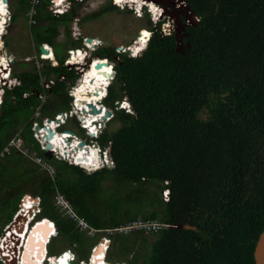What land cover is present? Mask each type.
I'll return each mask as SVG.
<instances>
[{
    "label": "trees",
    "instance_id": "1",
    "mask_svg": "<svg viewBox=\"0 0 264 264\" xmlns=\"http://www.w3.org/2000/svg\"><path fill=\"white\" fill-rule=\"evenodd\" d=\"M48 3L42 0L40 23L32 27V33L39 43H49L58 51L65 45L57 42L60 26L71 38L70 22L82 3L56 18L46 8ZM187 3L199 22L168 34H162L161 24L151 26L152 35L140 55L118 52L111 45L94 52L112 61L116 72L104 103L114 110L112 120L122 125L112 134L105 129L98 138L102 146L111 141L114 166L88 173L79 165L46 157L57 175L52 178L45 172L47 176L40 174L30 185L42 198L44 219L32 223L21 264H27L33 245L29 233L39 225L40 230L49 231L51 219L58 235L77 246L80 260L88 258L99 239L100 233L91 237L63 215L55 204L58 192L97 229L120 226L139 215L173 225L156 231L146 260L140 263L136 257L128 264H255V246L264 230V0ZM29 7L30 0H17L12 20L25 17ZM112 8L108 4L81 20ZM73 43L75 47L82 44ZM13 71L21 84L6 89L0 107V152L20 131L30 149L43 156L32 132V117L41 104L36 94L43 88L41 77L55 76L56 84L47 91L61 110H68L72 101L68 83L75 82L79 73L50 63L41 69L34 65ZM60 74L66 80H60ZM25 92L28 97L23 96ZM125 96L132 112L117 106ZM21 156L9 154L5 162L0 160L3 189L12 192L7 199L12 210L4 224L12 219L22 192L28 189L17 187L34 176L33 170L20 169ZM105 178L129 189L124 196L99 203ZM160 189H170L169 200L162 199ZM32 198L23 204L36 199ZM125 238L120 241L123 252L137 242L126 245ZM45 247L46 243L39 256L44 259Z\"/></svg>",
    "mask_w": 264,
    "mask_h": 264
},
{
    "label": "rangeland",
    "instance_id": "2",
    "mask_svg": "<svg viewBox=\"0 0 264 264\" xmlns=\"http://www.w3.org/2000/svg\"><path fill=\"white\" fill-rule=\"evenodd\" d=\"M171 1L170 2L164 1L163 3L162 0H155V2H157L158 5L163 4L168 9L170 7V10H167L164 8L162 11V13L165 12L164 14L166 15V22L163 25V27H161V31L166 34L171 33L172 31L182 32L181 30L183 26L192 24V21L190 18H186L185 21L180 19L178 15L180 14L183 16L184 10H181L182 6L181 7L178 6V3L174 1L172 3ZM110 2L111 0H83L81 1L82 5L78 10V13H79L78 16L80 17L88 16V15H92L95 11H99V10L102 11L103 9L107 7L108 4H110ZM9 3H10L11 13H13V6L15 7L17 0H9ZM75 4L76 2L72 4V7ZM48 6H49V3L46 4L47 9H48ZM125 8L127 7L124 6V9L119 8V7H114L112 9H108L107 11H104L101 15H97L92 18L78 21L77 24L70 31L72 39L67 36L65 28L63 26H60L61 27L60 34L57 36V42L65 43V45L59 46L58 51H55V49L53 48L54 54H56L57 60L60 63L63 62V60L65 59L67 55V49L71 47H75L77 45V44H74L73 41L77 40V42H80V43L82 42V44L80 45L83 46L84 37L86 38L87 36L89 37L94 36V37L100 38V41L102 44H100L99 47L102 45H111L113 47H116L118 51L120 49L126 50L125 47L133 43L134 40H136V38L145 37L146 36L145 33L148 34L152 32L151 26L155 27L154 26L155 23L149 17V15H147L144 12V10H143L144 15L142 17H139L132 10H128ZM173 11L174 12L176 11V12L172 13ZM39 23H40V20L37 22L36 25H38ZM32 27L34 26H31V24L29 23V18H27L26 16L25 17L21 16L20 19L15 22L11 20L10 24L8 25V32L5 36V41L8 42V46H7L8 51H11L16 56V58H18V60L14 64V68L19 72H22L26 69L30 70L33 68L34 65L36 67L40 66L41 68L43 65L47 63H50L51 65H53L51 61L43 60L40 58L39 44L41 43H39L34 38L33 33H32ZM99 47H95L96 49L94 51L93 50L90 51V54L91 55L94 54V52ZM68 68L76 70V66H70ZM79 78L80 77H77V79L75 80L73 84L68 83V85L70 84L69 90L72 89V87L77 84V81L79 80ZM41 100H42V105H44L41 113L45 116L53 118L55 114L61 110L60 108H62L59 106L58 100L56 99V97L51 95L48 92L45 93V100L43 99ZM123 100L125 101L127 99H123ZM45 110H46V114L44 113ZM75 119L70 118L68 121V124L64 125L58 130L62 131L65 129H71L75 131L82 138L85 137L89 142H91L92 140L88 136H85L86 134L80 128L79 121L77 119L76 121ZM121 125H122V122L120 120L106 121L103 131L107 129V132L112 134ZM100 126L101 125H99V127ZM19 133L20 131L17 134H15L9 140V142L12 139H16L17 137H19ZM15 143L17 142L15 141ZM104 147L102 146L101 149L103 150ZM24 151L27 153L25 154L21 152L20 150L10 149V154L23 155L21 156V159L23 158V160L20 162V165H19L20 169L24 171L33 170L34 176L31 177V179H28L27 181H25L23 184H20L17 188L23 189L24 187H28L27 191L25 190V192L27 193L26 195H31L34 198L35 189L33 186H30V185L36 182L40 174H42L43 176H47V174L45 173V171L43 172L42 167L34 161L36 152L26 151V149H24ZM51 154L48 153L47 151L43 152V156H45V158L54 156ZM5 157H3V159L0 158V160L2 159V161L5 162L6 161ZM1 180H2V177L0 175V225L3 226L6 221L7 216L10 214V211L12 210L10 204H7L8 203L7 199L9 196L12 195V192H9L10 190H8V188L3 189L4 183L2 184ZM165 183L167 184L166 181L163 182V184ZM127 188L128 186H126L125 184L121 185L117 183L113 178H105V180L102 182V190H101V196H100V198H103V199L101 200L99 198V203L100 202L102 203L104 198L105 199L108 198L110 201H113L115 198L119 197L120 195L124 196L127 190L129 189ZM24 193L22 192L21 197H23ZM160 194L163 200L167 201L166 199H168V197L170 199V193L166 192V194H164V189H160ZM104 207L109 208L105 202H104ZM39 216H40V213H38V217ZM139 216L142 217L141 215ZM40 227L41 226L39 225V227H37V229H35L31 233V236L33 237V245L27 257V264H39L40 262L38 260H44L43 257H39V256H42L44 254L45 243H46L45 255L47 253V249H49V252L51 254H57L63 249L71 248L75 246L70 243L69 239L66 236H60V235L55 236L52 239L50 245L48 246L50 242L49 236H48L49 232L46 228L40 230L39 229ZM1 231L2 230L0 229V234H1ZM126 235L130 236V238H125ZM122 238L127 239L126 245H129L130 243L137 240L136 245L131 246V248L128 251L123 252L122 251L123 249L120 246V241ZM97 239L98 238L95 239L96 242L100 238L98 240ZM156 239H157V233L154 231L146 232L142 230H135L127 234L112 235V243L110 245L111 251L107 258L111 262L107 261L106 257H105V261L109 264H115V263H112L115 261H127L130 263L132 259L134 260L137 257L139 262L141 263L150 256V253L152 251V244L156 241ZM105 246L106 244L104 243L103 250H105ZM64 255L66 256L67 260H70V256H71L70 252L65 253ZM79 258L77 257L76 261H74L73 264H80L81 261Z\"/></svg>",
    "mask_w": 264,
    "mask_h": 264
},
{
    "label": "built area",
    "instance_id": "3",
    "mask_svg": "<svg viewBox=\"0 0 264 264\" xmlns=\"http://www.w3.org/2000/svg\"><path fill=\"white\" fill-rule=\"evenodd\" d=\"M48 1H49L48 10H49V12L51 14V17L56 18V17H59L60 15H62L64 13L70 11L72 9V4L73 3H75V2L76 3H81V1H83V0H75V2H72V0H60V2L62 3V10L56 16L54 14L55 13L54 8H55V6H57L58 0H48ZM146 1L147 0H145L144 2H146ZM133 3H134V1L132 2L130 0H127V2H122V3L120 2V4H119V3H115V0H111V4L113 6L119 7V8H122V9H124V4H128L127 8H125V9H130L132 7ZM41 4H42V0H30V7H29V9L26 12V16L29 18V23L31 24V26L36 25L37 22L39 21V18H38L39 6ZM7 5H8L7 8L9 10V19H8V22H7V28L2 30L1 33H0V39H1L0 50L3 53V55L6 56L9 69H7V71H6V68L4 67L2 72L6 71L5 75L0 74V107H1V104L3 102L6 89L7 88H13V87L21 84L20 77L15 75L14 71H13V63L17 61V58H16V56L14 54H12V52L8 51V48H7V45H6V41H5V36H6L7 32H8V25L10 24V22L12 20V13H11V9H10L9 0H7ZM157 7L161 8V12H159V13H162L164 8L167 9V10H170V7L168 9L163 4L156 5V8ZM136 14H141V13H140V11H137ZM153 16L156 17L155 14ZM197 18L199 19V17H197ZM78 21H81V17L77 15L71 21L72 24L70 26V30L73 29V27L77 24ZM162 34H166V33L162 32ZM87 37H89V36H87ZM87 37L86 38L84 37L83 46H80L78 48L86 49L88 47V45H86L88 43ZM100 44H102V43L100 42ZM100 44H97L95 47H99ZM40 45H43V46L50 45L51 49H53L51 44H49V43H41V44H39V50H40ZM95 49L96 48H94L92 50L94 51ZM43 56H44V52L40 50V58L43 59V60L51 61L53 66H59V65H63V66H67V67L76 66V72H78V73L80 72V71H78V69H77L78 67H77L76 64L67 65V59H64L63 62H61V63L57 60V63H56L55 61H53L52 58H44ZM94 56H96V55L92 54L90 56V59H87V64L84 67L88 66V62ZM110 66H111V71L113 73L112 77H113V80H114V78H115V72L113 71L114 64L111 63ZM38 67L41 68L40 66H38ZM81 67H82V65H81ZM6 75H8V77H6ZM79 75L81 76L83 74H79ZM58 78L60 80H63V81L66 80V76L64 74H60V76ZM79 80H80V78H79ZM79 80L77 81V84L79 83ZM73 83L74 82H70V84H73ZM55 84H56L55 76H51L49 78L46 77V76H42L41 77V85H42L43 88H42V91H39V92L36 93L37 96L40 98V100L41 99L45 100V93H47L48 92L47 90H50L52 88V86H54ZM75 87H76V85L73 86L72 89L69 90V93L72 95L71 108L68 109V110H60V111H58L53 118L45 116V115H43L41 113L42 112V107H43L42 100H41V104L36 108L34 116L32 117V132H33V136L36 139V141L39 143V145H40V147H41V149L43 151H47V152L49 151V152L52 153V155L56 156V158L65 160L68 163L75 164V165H81L80 163H77L74 160H72L70 157H65L64 155H61L56 150L52 151L51 150L52 148H50L48 146L49 143L46 142L44 137L43 138L41 137L40 130L42 128H45V127H47L48 129L50 128V127L46 126V123H48L50 121L52 122L53 119L58 120L60 122H58V125H56L53 128L54 130H56V132L52 129L54 131V133H56V134L60 133L61 136L65 135V134H69L70 136L67 135L66 137L71 139L72 142L75 140V138H80L81 140H84V141H86L89 144L90 143H92L93 145L96 144L98 146V148H99L100 157H101V155H103L104 159H106V163H103L102 166H100V167H103V166L112 167V166H114V161H113V158H112L111 153H110V145H111L110 143L111 142H109V144H106L105 147L103 146L104 149L102 150L101 149L102 145L98 142V138L100 137L101 133L103 132V128H104V126L106 124V121H110L113 118L114 110L111 107L106 106L111 112V114L108 115L109 119H107L103 123V125L100 123L99 124V125H101L99 127L100 129L95 134H92L93 127L91 125H88L87 120H81V115L79 113H75L74 114V111H76L75 108H74V105H73V104H75V101H76L75 93H73ZM23 96L24 97H28L29 93L25 92ZM75 117L79 121L80 128L86 134L85 136H88L92 140L91 142H89L85 137L82 138L81 136H79L75 131H73L74 133H71L70 131H68L70 129H65V130H62V131L58 130L59 128L63 127L64 125L68 124V121H69L70 118H74L75 119ZM37 125H40V128L38 130L36 129ZM54 137H56V135ZM15 141L17 143H15ZM85 146H86V144H85ZM10 149L20 150L21 152H23L25 154L27 152H25L24 149H26V151H31V152L34 151V150L30 149V146L25 142V140L21 137L20 134H19V137H17L16 139H12L5 146V148L0 152V158H3L5 156L9 155L10 154ZM108 153H109V157L107 156ZM34 161L36 163H38L42 167V170H44L49 176H51L52 178L56 177L57 173H56L55 166L47 158H45V156L39 155L36 152ZM95 170L96 169L86 170V171H88V173H89V172H93ZM166 192L167 191H165L164 194H166ZM34 196L36 197V201H34L35 205H34V208H33V211H32V213H33V217L32 218L33 219H31V220L29 219V223L33 222V220H34V223H36V222H38V220L40 218H42L40 216L38 217V213H40V214L42 213V198L38 194H34ZM164 197H165V195H164ZM25 198H26V192L24 193L23 197H21L20 202L18 204V208H17L16 212L14 213L12 219L8 223L4 224L3 226L0 225V229L2 230L1 234H0V261L3 264H20L18 257L16 258V257H11L10 255H8V249H7L8 243L5 242V238H6V234L9 233L13 229V227L15 225V219L19 215V206L21 204H23ZM168 199H169V197H168ZM168 199H166V200H168ZM55 204L60 209V211H62L63 215H65L68 218L73 219L76 222V226L80 230L85 231L87 235H89L91 237H94L98 233H101L100 239L91 247L90 257L93 254V252L95 251V249L99 245H101L103 243V241H105V244L107 245L106 254L108 255V253L110 251V245L112 243V235L127 234V233H131V232H133L135 230H142V231H146V232H150V231L151 232H153V231L156 232V231H159L162 228L173 227V225H170V224H167V223H162V222H159V221L153 220V219H143V218L140 217V218H137L135 220L128 221L125 224H122L120 226L104 228V229H97V228H94V227L90 226L85 219L80 217L74 211L70 200L68 198H66L63 194H61L59 192L57 193V195L55 197ZM43 219L44 218H42V220ZM25 221H27L26 217H25ZM52 224H54L55 227H56V224H55V222L53 220H52ZM9 226H11V227H9ZM21 227L22 226L19 224L18 225V229L20 230ZM53 234H54V236L51 235L52 237H50L51 239H50V242H49L48 246L50 245L52 239L55 236H57V234H58L57 227L54 229ZM76 247L77 246L75 245L74 247L69 248V249L73 248L72 250L75 252L74 255L72 256V259L70 260L69 264H73V262L76 260V259L74 260V258L79 257V250ZM18 251H20V247L18 248ZM23 253H24V248L22 250V255H23ZM63 253H65V252H63ZM54 257H56L55 254H51L49 252V249H47V253L45 255L46 259H44L45 264H55L54 260H53ZM13 258H16V259L14 260ZM91 258L89 260L81 259L80 260L81 261L80 264H88V262L91 263ZM114 263L115 264H128L127 261H115Z\"/></svg>",
    "mask_w": 264,
    "mask_h": 264
},
{
    "label": "bare ground",
    "instance_id": "4",
    "mask_svg": "<svg viewBox=\"0 0 264 264\" xmlns=\"http://www.w3.org/2000/svg\"><path fill=\"white\" fill-rule=\"evenodd\" d=\"M134 1L136 5L141 8L142 4L145 0H130ZM174 2L178 3V6H182L181 8L183 10H186V13L189 14V16L193 15L192 11L188 8V3L185 0H173ZM120 2H127V0H115V3ZM155 2V1H154ZM124 6H128V4H124ZM7 0H3V3L0 4V8L3 10L0 11V33L2 30L7 28V22L9 19V10H8ZM152 10V14L156 15V17H159L161 13V8L157 7L155 4L150 3L149 6ZM62 10V3L60 0H58L57 6H55V16L60 13ZM150 33H148L145 37L142 38H136L133 43L130 45H127L125 47L126 50L131 51L133 54H138L141 52L145 47V44L148 40V36ZM91 40L88 41L86 45L88 47L86 49L78 48V47H71L67 49V55L65 59H67V65L70 64H76L79 74L82 77L79 80V83L76 84V87L74 88L76 101L74 105V108L76 111L75 113H79L81 115V120H87L88 125H91L93 127L92 134H95L94 132H97L99 128V124L103 123L109 119L107 111L109 109L102 104L103 102V96L107 92L108 85H110L111 81L113 80V73L111 71V61L107 58L94 56L91 58V60L88 62V66L84 67L87 64V59H90V51L95 48L97 44H100V38L90 36ZM1 42V39H0ZM87 42V41H86ZM5 43V42H4ZM5 46V45H4ZM46 50H44V58H52L53 61L57 63V58L54 54L53 49H47L50 48L48 45L44 46ZM47 47V48H46ZM70 49V50H69ZM86 62V63H85ZM97 63H102V68H97ZM82 67H81V65ZM4 67L9 69L6 56L3 55V53L0 50V74L5 75V72H2ZM8 77V75H6ZM81 101V104H78V102ZM87 103H94L97 107H102V112L95 111L93 108H91ZM130 104L129 102H126L124 106L128 107ZM60 120V119H59ZM58 120L53 119V121L46 123V126L50 127L49 129H53L56 125H58ZM98 126H96V125ZM49 129L47 127L42 128L40 130L41 137L45 138L46 142L49 143L50 148H52V151H57L61 155H64L65 157H70L72 160H74L77 163L84 164L86 166H93L94 168H100L103 163H106V159H104L103 155L100 157V152L98 146L92 143H87L86 146L83 144V141L80 138H75V140L72 142L71 139L67 138L66 136H70L69 134H65L61 136L60 133H53V137L48 138ZM54 130V129H53ZM52 130V131H53ZM56 132V130H54ZM56 135V137H54ZM98 153V156H97ZM109 157V153L107 154ZM31 197V195H27V197ZM25 198V199H26ZM35 198V197H34ZM33 199V198H32ZM34 199L33 201L28 200L23 205L21 204L19 208V215L15 219V225L13 229L6 234L5 242L8 243L7 249H8V255L11 257H18L19 262L21 264V252L23 249L24 242L26 240L27 234L29 231H31V225L34 222L29 223V219H33V208H34ZM25 217L26 220L25 221ZM21 225V229H18V225ZM31 224V225H30ZM11 227V226H9ZM47 227L49 229V240L54 236L53 231L56 228L54 224H52V220H49L47 222ZM29 235H31L29 233ZM105 241H103L104 245ZM101 244V245H102ZM99 245L93 254L91 255V263L88 262V264H109L105 261V257L107 259L106 254V247L105 250H103V245ZM20 247V251H18V248ZM101 249L97 251L98 248ZM38 249V248H37ZM40 249V248H39ZM73 249V248H72ZM72 249L66 248L55 254L56 257L53 258L55 264H69L70 260L72 259V256L74 255V251ZM25 250V246H24ZM66 250V251H64ZM97 251V252H96ZM20 252V253H19ZM70 252V260H67L65 253ZM38 253V251H37ZM16 258H13L14 260ZM107 261H110L107 259ZM111 262V261H110ZM114 263V262H112Z\"/></svg>",
    "mask_w": 264,
    "mask_h": 264
},
{
    "label": "water",
    "instance_id": "5",
    "mask_svg": "<svg viewBox=\"0 0 264 264\" xmlns=\"http://www.w3.org/2000/svg\"><path fill=\"white\" fill-rule=\"evenodd\" d=\"M164 1H167V2H170L171 0H162V2L164 3ZM187 2V0H185ZM173 3V0L171 1ZM188 8L192 11V14L191 16H189V14L186 13V10H184V14L183 16L186 18H190L191 21H192V24H197V22H199L200 18L198 19L197 17V14L194 12V10H192V8L190 7V5H188ZM183 10V9H181ZM172 13H175L174 11ZM72 22H70V26H71ZM189 25V24H188ZM183 28V27H182ZM179 32V31H178ZM87 40L90 41L91 38L90 37H87ZM8 43L6 42V45ZM181 47H182V44H180ZM40 50L44 52L45 47L43 45H40ZM96 56H98L96 54ZM97 68L98 69H101L102 68V63H97ZM81 101L78 102V104H81L80 103ZM91 108H93L95 111H98V112H102L103 108L102 107H97L94 103H87ZM107 114L110 115L111 112L110 110L107 111ZM50 121V120H49ZM40 128V125H37L36 129L38 130ZM70 131L71 133H74L72 130H68ZM53 133L54 131H52V129H49V134H48V138L50 137H53ZM83 141V144L85 145L86 144V141L82 140ZM109 142H111L110 140L107 142V144H109ZM111 144V143H110ZM50 147V145H48ZM48 153L51 154V152L48 151ZM52 155V154H51ZM97 156H98V153H97ZM82 168L86 169V170H93V169H97V168H94L93 166H86L84 164H81ZM89 258H87L88 260ZM254 260H255V264H264V230L261 232L258 240H257V243H256V246H255V250H254Z\"/></svg>",
    "mask_w": 264,
    "mask_h": 264
},
{
    "label": "clouds",
    "instance_id": "6",
    "mask_svg": "<svg viewBox=\"0 0 264 264\" xmlns=\"http://www.w3.org/2000/svg\"><path fill=\"white\" fill-rule=\"evenodd\" d=\"M154 1L155 0H147L146 2H144L143 4H142V7L141 8H139L137 5H136V3L134 2L133 4H132V7L130 8V9H128V10H132L135 14L137 13V11H140V13L141 14H136L137 16H139V17H142L143 15H144V13H143V10H144V12L147 14V15H149V17L154 21V23H155V25H158V24H161V27H163V25L165 24V22H166V15L164 14L165 12H163V13H161L160 14V16L159 17H156V18H154V16H153V14H152V10H151V8L149 7L150 6V3H152V4H155V5H158L157 4V2H155L154 3ZM110 4H111V2H110ZM112 5V4H111ZM113 6V5H112ZM115 7V6H114ZM63 15V14H62ZM61 16V15H60ZM163 16H164V18H163ZM173 32V31H172ZM151 35H152V32L150 33V35L148 36V40H147V42H146V44H145V48H146V46H147V44H148V41H149V39H150V37H151ZM144 48V49H145ZM115 49L117 50V48L115 47ZM143 49V50H144ZM143 50L141 51V52H139L138 54H133L131 51H129V50H118V52H127L129 55H131V56H134V57H136V56H138V55H140L142 52H143ZM94 55H96V54H94ZM56 56V55H55ZM99 57H101V56H99ZM103 58H107V57H103ZM108 59V58H107ZM109 60V59H108ZM111 63H113V62H111ZM113 71L115 72V68H114V66H113ZM116 73V72H115ZM80 78H81V76H79ZM114 80H115V78H114ZM114 80H112V82L110 83V85H108V88H107V92L105 93V95L103 96V102H102V104L103 105H105V103H104V99L108 96V89H109V87L113 84V82H114ZM123 99H127V100H123ZM123 99H121V100H119L118 102H117V106H119L118 108H124L125 110H127V111H129V112H132V106H131V103L129 102V100H128V98L125 96ZM126 102H129V106L128 107H126V106H124V104L126 103ZM105 106H107V105H105ZM112 120V119H111ZM71 130V129H70ZM73 131V130H72ZM102 134V133H101ZM79 166H81V165H79ZM101 168H103V167H100V168H97L96 170H98V169H101ZM95 170V171H96ZM166 184V183H165ZM165 191H167L168 193H170V189H164V192ZM169 200V199H168ZM35 205V204H34ZM40 217H43V216H41V214H40ZM51 219V218H50ZM52 220V219H51ZM58 235V234H57ZM80 257V256H79ZM78 257V258H79ZM88 258L90 259L91 257H90V254H89V256H88ZM108 258V257H107ZM76 258H74V260H75ZM80 259V258H79ZM88 259V260H89ZM73 260V261H74ZM84 260H87V258L86 259H84ZM76 261V260H75Z\"/></svg>",
    "mask_w": 264,
    "mask_h": 264
},
{
    "label": "flooded vegetation",
    "instance_id": "7",
    "mask_svg": "<svg viewBox=\"0 0 264 264\" xmlns=\"http://www.w3.org/2000/svg\"><path fill=\"white\" fill-rule=\"evenodd\" d=\"M175 12H176V11H175ZM179 12H180V11H179ZM178 16L180 17V19H182L183 21H185V18L183 19L184 16H182V15H180V14H179ZM183 27H184V26H183Z\"/></svg>",
    "mask_w": 264,
    "mask_h": 264
},
{
    "label": "snow or ice",
    "instance_id": "8",
    "mask_svg": "<svg viewBox=\"0 0 264 264\" xmlns=\"http://www.w3.org/2000/svg\"><path fill=\"white\" fill-rule=\"evenodd\" d=\"M3 3V0H0V4H2ZM3 9L2 8H0V11H2ZM145 35H147L146 33H145Z\"/></svg>",
    "mask_w": 264,
    "mask_h": 264
},
{
    "label": "crops",
    "instance_id": "9",
    "mask_svg": "<svg viewBox=\"0 0 264 264\" xmlns=\"http://www.w3.org/2000/svg\"><path fill=\"white\" fill-rule=\"evenodd\" d=\"M7 42V41H6ZM8 43V42H7ZM7 46H8V44H7ZM11 52V51H10ZM13 54V53H12ZM17 60H18V58H17ZM14 64H15V62L13 63V69H14ZM100 235H101V233H100ZM99 238H100V236H99Z\"/></svg>",
    "mask_w": 264,
    "mask_h": 264
}]
</instances>
